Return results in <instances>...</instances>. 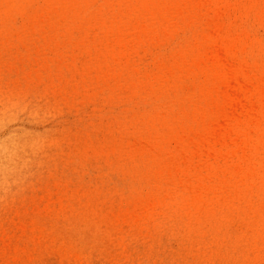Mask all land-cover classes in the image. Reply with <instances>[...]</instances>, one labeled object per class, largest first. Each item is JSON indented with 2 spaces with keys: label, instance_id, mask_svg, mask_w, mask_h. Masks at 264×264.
<instances>
[{
  "label": "rangeland",
  "instance_id": "obj_1",
  "mask_svg": "<svg viewBox=\"0 0 264 264\" xmlns=\"http://www.w3.org/2000/svg\"><path fill=\"white\" fill-rule=\"evenodd\" d=\"M226 9L0 0V264H264V14L233 89L200 40Z\"/></svg>",
  "mask_w": 264,
  "mask_h": 264
},
{
  "label": "bare ground",
  "instance_id": "obj_2",
  "mask_svg": "<svg viewBox=\"0 0 264 264\" xmlns=\"http://www.w3.org/2000/svg\"><path fill=\"white\" fill-rule=\"evenodd\" d=\"M215 1H219V0H215ZM222 2H224V4L227 6V9L225 10L224 13L221 14H217L215 13L212 16V19L210 21L211 23V27L209 28L208 26H206L207 30L206 32H204L205 35H201L200 34V40H201V50L205 51V42H208L209 45H216L218 48V52L215 54V61L216 58L219 57L218 55H223L221 53H219L220 49L222 51L228 52L230 54H228L227 56H225V58L231 60V64H235L236 60L239 62V66L240 69L238 70V72L234 73L231 77H229L227 71H226V66L229 63H226L227 61H224L225 63L222 62H218L216 63V65L213 66H217L219 72V79L220 81L223 83V86H227L230 82V80L232 81V85H229V87L233 88L234 87H239L244 81L248 82V83H252V85L254 86V84L257 83L258 79H252L251 76H249L246 72V70L244 71L243 67L245 69H247V66H250L249 68L253 67V69H255L258 65H255V63L253 61H247L245 58L243 57H239L238 53L240 52V54L242 56L246 57V53L245 52V46L247 44V41L250 40L251 42L255 41L256 38H254V36L251 35L250 31L247 29V26H249L251 20L255 21V19L260 20L264 14V0H221ZM222 7V6H221ZM220 7V8H221ZM225 9V8H224ZM230 16H235L236 19H238V23L234 24V22L230 19ZM234 19V18H233ZM231 20V21H230ZM261 21V20H260ZM236 25V26H235ZM233 29L238 33L237 35H235V37L232 35L233 34ZM204 30V31H205ZM251 38V39H249ZM261 40V39H260ZM234 41L238 42L240 45H243L244 48L242 47L241 51H234L233 53H231L230 51L233 49V45H234ZM258 41V40H257ZM205 44V45H204ZM236 45V44H235ZM238 45V44H237ZM199 46V45H198ZM255 46V45H254ZM258 46L260 47L259 41H258ZM253 47V46H252ZM257 47V46H256ZM262 47V46H261ZM235 49V48H234ZM262 49V48H261ZM214 50V49H213ZM203 51V53H204ZM221 51V52H222ZM208 52V51H207ZM223 53V52H222ZM205 54V53H204ZM213 54V55H214ZM226 54V53H225ZM238 55V56H237ZM240 55V56H241ZM205 56V55H204ZM210 57V56H209ZM222 57V56H221ZM259 58H261L259 56ZM213 59V60H214ZM262 59V58H261ZM211 60V59H210ZM203 61V60H202ZM264 61V60H263ZM206 61H204L203 63H205ZM209 62V61H208ZM206 64V63H205ZM263 65V64H262ZM212 67V65H211ZM203 68V67H202ZM201 68V69H202ZM209 68V67H208ZM207 68V69H208ZM232 71V70H231ZM207 72V71H206ZM215 72H212V70L210 72H207V74H210L211 76L215 77ZM254 72V71H253ZM203 74L205 75L204 71ZM256 74V72H255ZM218 75V74H217ZM253 76V75H252ZM216 79V78H215ZM220 83V82H219ZM221 83V85H222ZM228 87V88H229ZM244 88V87H243ZM235 90H237L235 88ZM241 91V90H240ZM225 92V91H224ZM230 94L228 95L227 93V99L226 101L223 102L222 105H217L216 107L213 106L212 101H217L219 100V97H221L220 92L217 93L216 95H212L210 97V101L211 104L210 106L213 107V110H211V112L209 111L210 116L207 118L208 120L213 118L214 119V113L216 114H220L221 112L225 113L226 110H231V107L234 106L233 104L237 101V99L235 98L234 90H231V92H229ZM238 92L236 91V94ZM247 93H250V91H248ZM240 94V93H239ZM244 95V94H243ZM224 97V96H223ZM244 97V96H243ZM243 99V98H242ZM241 101V99H240ZM245 102V101H244ZM222 103V102H221ZM215 104V103H214ZM245 104V103H244ZM242 105V104H241ZM243 106V105H242ZM240 109V107H239ZM221 112H220V111ZM237 110V109H236ZM234 111V110H233ZM232 111V112H233ZM218 112V113H217ZM229 113V112H228ZM236 113V112H235ZM222 115V114H221ZM231 114L227 115V122L230 123L232 121V115ZM216 116V115H215ZM224 117V116H223ZM223 125V124H222ZM211 126V125H210ZM220 126V125H219ZM227 126V125H225ZM215 127H217L215 125ZM221 127V126H220ZM229 127V126H228ZM218 128V127H217ZM226 128V127H225ZM222 129V128H221ZM202 131L204 133H207V135L211 138L210 143L205 144L204 145V151L207 148H213L212 146L216 145V141L219 140L216 132L214 131H209L208 126H207V120L204 119L203 120V129ZM216 131V130H215ZM221 131V130H220ZM229 131V130H228ZM219 132V131H218ZM227 132V131H226ZM221 133V132H220ZM225 133V132H224ZM219 135V134H218ZM221 138V137H220ZM226 138V137H224ZM223 141V140H222ZM218 145V144H217ZM222 145V144H221ZM219 146V145H218ZM209 150V149H207ZM206 150V151H207ZM5 153V150L4 152ZM204 153V152H203ZM44 213V212H43ZM50 214V213H49ZM38 215V214H37ZM41 222V221H40ZM192 223V222H191ZM185 224V223H184ZM190 224V223H189ZM189 226V225H188ZM34 228V226H33ZM45 228V227H44ZM25 229V228H24ZM34 230V229H33ZM46 230V229H45ZM107 230V229H106ZM121 230V229H120ZM31 231V230H30ZM17 233V232H16ZM25 234V233H24ZM126 234V233H125ZM1 235V234H0ZM9 235V234H8ZM7 235H5L6 237ZM10 236V235H9ZM119 237V236H118ZM123 238V237H122ZM16 239V238H14ZM1 240V238H0ZM17 240V239H16ZM33 240V239H32ZM38 241V240H37ZM8 243V242H7ZM4 245V244H3ZM16 245V244H15ZM22 246V245H21ZM9 250V249H8ZM15 251V250H14ZM14 253V252H13ZM32 258V257H31ZM18 259V258H17ZM29 259V258H28ZM8 262V261H7Z\"/></svg>",
  "mask_w": 264,
  "mask_h": 264
}]
</instances>
